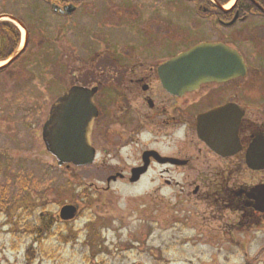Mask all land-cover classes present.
Here are the masks:
<instances>
[{
  "label": "rangeland",
  "instance_id": "rangeland-1",
  "mask_svg": "<svg viewBox=\"0 0 264 264\" xmlns=\"http://www.w3.org/2000/svg\"><path fill=\"white\" fill-rule=\"evenodd\" d=\"M194 1L87 0L64 18L47 0H0V15L29 27L18 68L32 71L25 79L12 69L0 74V264H264L263 235L248 237L236 217L225 219L220 195L217 202L206 193L207 180L181 177L168 186L149 176L108 190L95 165L60 169L42 138L51 107L79 85L87 55L105 66L118 53L177 33V47L157 52L162 59L215 38V20H204ZM70 204L80 207L77 219L58 221L35 241L30 231L58 220Z\"/></svg>",
  "mask_w": 264,
  "mask_h": 264
},
{
  "label": "flooded vegetation",
  "instance_id": "flooded-vegetation-1",
  "mask_svg": "<svg viewBox=\"0 0 264 264\" xmlns=\"http://www.w3.org/2000/svg\"><path fill=\"white\" fill-rule=\"evenodd\" d=\"M197 13L216 22L215 38L200 43L236 53L221 82L184 94L164 87L162 69L182 52L156 55L177 47L180 37L173 32L167 42L140 44L105 66L87 55L74 87L94 91V165L106 179H116L114 184L129 181L137 169L146 170L142 179L156 176L168 186L181 177L207 180L206 193L217 202L220 195L224 218L236 217L235 225L248 237H264V213L253 196L264 187V0H238L230 11ZM203 116L211 146L200 138Z\"/></svg>",
  "mask_w": 264,
  "mask_h": 264
},
{
  "label": "water",
  "instance_id": "water-1",
  "mask_svg": "<svg viewBox=\"0 0 264 264\" xmlns=\"http://www.w3.org/2000/svg\"><path fill=\"white\" fill-rule=\"evenodd\" d=\"M53 10L68 16L76 11V7L53 5ZM236 57L235 53L222 45H199L165 65L161 71L162 82L171 93H185L208 82L222 81L226 69L232 66L229 62ZM95 117L93 94L83 89L71 90L54 106L43 137L47 151L57 159L59 167L67 165L69 169L71 165L86 167L93 164L95 154L91 148L90 137ZM205 136L201 135L202 139L210 144L206 134ZM142 173L140 171L131 182H138ZM253 196L258 210L264 213V188L255 190ZM79 209L78 205L65 206L59 219L64 222L73 221Z\"/></svg>",
  "mask_w": 264,
  "mask_h": 264
},
{
  "label": "trees",
  "instance_id": "trees-1",
  "mask_svg": "<svg viewBox=\"0 0 264 264\" xmlns=\"http://www.w3.org/2000/svg\"><path fill=\"white\" fill-rule=\"evenodd\" d=\"M47 1H54V0H47ZM219 5L224 6L226 5L229 1L231 0H215ZM196 2L199 5L205 4L207 5L209 8L212 7L213 11H219L218 8L213 7L207 0H196ZM82 4V2L80 3ZM20 20V19H19ZM23 25L28 29V26L23 22ZM19 44H20V32L18 31V29L12 25L11 23L8 22H0V62L3 61H7L9 60L11 57H13L18 48H19ZM26 52V51H25ZM24 52V53H25ZM22 53L21 56L18 58L17 61L11 63L10 65H8L5 68L0 69V74L6 72L9 69H12L13 72L16 71V73L14 74V77H22V78H28L31 77L32 75V71L28 70V68H18V64L23 60L25 54ZM41 68V66H39V69ZM19 69V71H17ZM31 84H33L31 82ZM23 97H19L20 100H22ZM25 102H31L32 100H28L25 99ZM39 102V101H38ZM38 104H32L29 108L31 107H37ZM56 224L55 220L53 218H51L50 223H44L41 222L36 229H32L30 231V234L35 235L36 240L35 241H39L43 236L42 235H47L49 232H51V228L53 227V225ZM34 250L32 248L29 249V256L30 258H33V252Z\"/></svg>",
  "mask_w": 264,
  "mask_h": 264
},
{
  "label": "bare ground",
  "instance_id": "bare-ground-1",
  "mask_svg": "<svg viewBox=\"0 0 264 264\" xmlns=\"http://www.w3.org/2000/svg\"><path fill=\"white\" fill-rule=\"evenodd\" d=\"M23 31V30H22ZM24 32V31H23ZM24 35H25V32H24ZM3 64H0V67L2 66Z\"/></svg>",
  "mask_w": 264,
  "mask_h": 264
}]
</instances>
